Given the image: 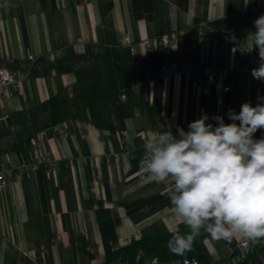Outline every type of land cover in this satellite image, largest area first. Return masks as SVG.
Masks as SVG:
<instances>
[{
  "label": "crops",
  "instance_id": "0c3cea01",
  "mask_svg": "<svg viewBox=\"0 0 264 264\" xmlns=\"http://www.w3.org/2000/svg\"><path fill=\"white\" fill-rule=\"evenodd\" d=\"M264 0H161L152 19H137L132 0H0V68L21 90L0 98V165L46 155L57 165L16 174L0 188V264H145L121 251L133 240H168L181 220L169 188L139 168L143 145L203 113L208 123L264 96L228 36L253 51V22ZM211 32L199 39V23ZM173 36L170 48L158 38ZM150 40L153 52L131 58L126 39ZM29 57L34 60L30 61ZM181 64L192 67L179 72ZM172 70L163 78L160 68ZM206 86L198 82L211 72ZM222 72L224 75L222 76ZM125 96V99L121 97ZM63 130V133L60 132ZM264 136V130L255 138ZM169 201L129 212L139 200ZM59 236L60 240L55 238ZM183 256L200 264H264L254 245L237 263L238 245L203 232Z\"/></svg>",
  "mask_w": 264,
  "mask_h": 264
},
{
  "label": "clouds",
  "instance_id": "9594fccd",
  "mask_svg": "<svg viewBox=\"0 0 264 264\" xmlns=\"http://www.w3.org/2000/svg\"><path fill=\"white\" fill-rule=\"evenodd\" d=\"M254 48L259 66L251 70L264 82V14L253 22ZM208 123L203 113L187 130L177 126L148 139L139 162L140 171L156 184L169 188L173 213L189 229L173 233L167 241L170 253L191 251L202 231L214 240L231 243L244 239L256 245L264 241V96L253 106L245 102L237 113L227 112Z\"/></svg>",
  "mask_w": 264,
  "mask_h": 264
},
{
  "label": "built area",
  "instance_id": "2783aa9c",
  "mask_svg": "<svg viewBox=\"0 0 264 264\" xmlns=\"http://www.w3.org/2000/svg\"><path fill=\"white\" fill-rule=\"evenodd\" d=\"M199 39L202 42H206L211 38V32L209 28L206 26L204 22L199 23ZM173 36L171 34H163L159 36L158 41L159 43L166 47L170 48L173 44ZM127 46L129 49V54L131 58H138L140 56L147 55L153 52L154 48L150 40H142L138 43H132L127 38ZM227 41L232 48L237 50L238 55L240 56L241 60L243 61L244 69L250 71L253 68H257L259 66V55L258 52L253 51L250 47L242 45L239 39L236 36H228ZM30 61H33V57H29ZM192 67L187 64H181L178 68L179 72L190 71ZM160 73L163 78H168L172 74V70L167 67L163 66L160 68ZM224 72H222V76ZM217 76L216 72H211L208 77L200 80L198 85L200 87H206L215 77ZM21 80L17 78L14 73H11L6 68H0V98L8 95V94H17L21 90ZM125 99V96L121 97ZM6 117H0L1 120H6ZM63 133V130H60ZM57 165V161L49 156L46 155H34L32 160L29 163H21L18 165H0V188L6 187L10 180L16 174L28 173L31 170H37L40 168H48ZM56 241L60 240V237L57 236L55 238ZM264 247V241L256 246ZM254 245L251 244L249 241L242 240L238 245V255L236 256V262H244L247 260L250 250ZM138 256L142 257V253L139 252ZM145 264H164L162 263L157 257L150 258L149 260L145 261ZM170 264H200L199 261L194 259H173Z\"/></svg>",
  "mask_w": 264,
  "mask_h": 264
},
{
  "label": "trees",
  "instance_id": "16d2710c",
  "mask_svg": "<svg viewBox=\"0 0 264 264\" xmlns=\"http://www.w3.org/2000/svg\"><path fill=\"white\" fill-rule=\"evenodd\" d=\"M39 2L41 8H45L47 0H35ZM161 0H132L133 12L137 19L150 21L152 19V6L155 2ZM188 0H178V5L185 9L187 7ZM169 200L164 199L160 196H153L145 200H139L130 204L127 209L129 212H134L142 207H154L157 205H163ZM189 229L182 223L179 225L176 231L183 234L187 233ZM198 238L193 244V247L198 243ZM168 240H156L154 246H150L147 240H133L127 246L121 248V251L137 255L139 252L142 253L143 258L149 260L150 258L157 257L162 263L170 264L174 259V254L170 253L167 248ZM192 247V248H193Z\"/></svg>",
  "mask_w": 264,
  "mask_h": 264
}]
</instances>
